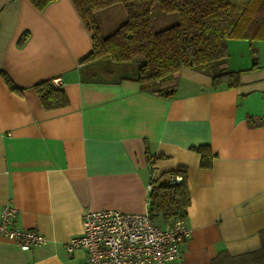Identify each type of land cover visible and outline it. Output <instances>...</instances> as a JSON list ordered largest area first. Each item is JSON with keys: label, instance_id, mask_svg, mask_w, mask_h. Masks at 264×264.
Wrapping results in <instances>:
<instances>
[{"label": "crops", "instance_id": "1", "mask_svg": "<svg viewBox=\"0 0 264 264\" xmlns=\"http://www.w3.org/2000/svg\"><path fill=\"white\" fill-rule=\"evenodd\" d=\"M105 23L116 25L103 16ZM90 49L70 0L42 10L0 0V208L10 202L17 227L46 237L28 250L0 237V264H81L85 251H67L66 242L81 233L83 210L143 212L149 179L179 166L186 167L191 236L172 264H229L226 257L257 250L264 42L227 40V67L240 70L239 85L214 88L208 75L182 68L170 98L140 89L136 63L82 61ZM251 49L257 66L238 65L239 51ZM4 74L22 91L11 90ZM46 78L60 79L66 105L43 108L33 84ZM198 145L209 146V167L200 166ZM147 153L161 158L148 161Z\"/></svg>", "mask_w": 264, "mask_h": 264}, {"label": "trees", "instance_id": "2", "mask_svg": "<svg viewBox=\"0 0 264 264\" xmlns=\"http://www.w3.org/2000/svg\"><path fill=\"white\" fill-rule=\"evenodd\" d=\"M42 10L55 0H27ZM77 15L90 33L91 49L81 59L137 65L133 78L140 89L161 97H172L182 68L204 73L214 88L240 84V70L227 67L228 39L264 42V0H70ZM120 3L125 19L107 32L100 25V12ZM158 8L155 12L154 9ZM157 15L172 16L174 23L155 28ZM176 21V22H175ZM26 33L21 35L20 41ZM254 49H251L253 52ZM255 52V51H254ZM257 66L252 59L251 68ZM9 88L21 92L4 74ZM46 110L68 103L64 89L51 78L33 84ZM200 154V166L209 167L208 145L193 148ZM161 158L149 155L148 161ZM180 176L179 181L175 178ZM148 212L159 225L178 218L186 219L190 203L186 167L162 172L149 179ZM260 247L252 252L226 257L229 264L264 263V230L259 232ZM221 256L215 258L218 262Z\"/></svg>", "mask_w": 264, "mask_h": 264}, {"label": "built area", "instance_id": "3", "mask_svg": "<svg viewBox=\"0 0 264 264\" xmlns=\"http://www.w3.org/2000/svg\"><path fill=\"white\" fill-rule=\"evenodd\" d=\"M60 85V79H53ZM180 176L175 181L180 180ZM150 190L151 185L148 184ZM17 208L10 202L0 208V237L28 250L46 241L33 229L17 227ZM191 236L184 218L159 225L148 212H122L113 208L84 209L81 233L66 242V250L82 248L81 264H172L180 257V244ZM264 264V263H261Z\"/></svg>", "mask_w": 264, "mask_h": 264}, {"label": "rangeland", "instance_id": "4", "mask_svg": "<svg viewBox=\"0 0 264 264\" xmlns=\"http://www.w3.org/2000/svg\"><path fill=\"white\" fill-rule=\"evenodd\" d=\"M119 8L121 9V13H122V17H120V19H119V15H118L120 13L119 12ZM154 11L157 12L158 8L155 7ZM113 12H115V14L114 15H110V14H113ZM100 13H101V18L103 16L109 17V18L112 19V22H116V25L119 24L120 22H122L125 19V12H124V9H123V7H122V5L120 3H117V4L111 6L108 9L102 10V12H100ZM114 19H116V20H114ZM174 20L175 19L172 16L157 15L155 28L156 29H160V28H163L165 26H168V25L172 24V22L174 23ZM107 23H110V22H107ZM116 25H112V26L110 25L109 26L106 23L103 24L102 25V29L107 26V28L103 29V32L109 31L110 29L114 28ZM229 40L244 41V42L248 43V41L244 40V39H229ZM230 47H231V45H230ZM231 55H232V57L234 56V51H232ZM254 57L256 58V60H258V57L254 53V51L251 52V54H248V55H245V52H243V54H241L240 51H239V56L237 57L238 65L243 66V64H246V63L249 65V64L252 63V59ZM115 76L116 75L112 74V77H115Z\"/></svg>", "mask_w": 264, "mask_h": 264}]
</instances>
